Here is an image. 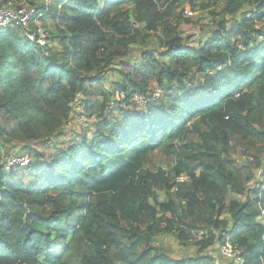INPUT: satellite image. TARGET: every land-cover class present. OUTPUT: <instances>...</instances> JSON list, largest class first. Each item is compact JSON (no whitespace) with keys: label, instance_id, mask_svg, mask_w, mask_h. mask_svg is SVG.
Returning a JSON list of instances; mask_svg holds the SVG:
<instances>
[{"label":"trees","instance_id":"obj_1","mask_svg":"<svg viewBox=\"0 0 264 264\" xmlns=\"http://www.w3.org/2000/svg\"><path fill=\"white\" fill-rule=\"evenodd\" d=\"M8 1L52 20L48 41L61 48L0 28V264H224L212 250L228 239L244 264H264V185L249 188L236 162L237 148L264 154V0H226L199 47L179 30L194 20L193 0ZM179 9L185 19L174 23ZM152 33L165 51L122 64L106 86ZM81 95L93 128L58 147ZM17 142L56 151L25 145L28 164L8 167L6 148ZM157 153L177 159L172 183L147 167ZM161 236L194 243L196 255L172 258L154 245Z\"/></svg>","mask_w":264,"mask_h":264},{"label":"rangeland","instance_id":"obj_2","mask_svg":"<svg viewBox=\"0 0 264 264\" xmlns=\"http://www.w3.org/2000/svg\"><path fill=\"white\" fill-rule=\"evenodd\" d=\"M197 3V8L195 9V16L193 17L192 23L187 22H180V34L181 36L185 37L187 42L190 43L191 46H201L211 35H213L219 25L218 23L224 20V16H219L214 18L211 14L212 11L216 12L217 14H221L224 3L226 0H193ZM49 4V1L47 0ZM22 4L24 6L29 5L28 2L17 3ZM187 4V2H186ZM206 5L207 8L204 9L202 5ZM191 7L188 5L186 6V10H190ZM179 9L175 14L174 23L179 19L180 12ZM182 20L185 19L184 16H180ZM223 19V20H222ZM44 21L46 23L44 24ZM42 26L46 29L47 34L48 31H52L53 33L56 32V26L52 20H42ZM50 29V30H49ZM49 47H54L56 49H60L61 46L57 43H52L48 45ZM166 41L162 38V34L159 33H152L149 34L147 38H140L136 43H134L131 48L129 49L128 53L121 59L115 63L112 67L113 70L107 73V78L105 79V85L114 89V83H116L120 79V75L117 72V69H123L122 64L130 63L132 61H137L140 59L142 53L152 52L155 54L163 53L165 51ZM156 89H154L155 91ZM155 96V95H154ZM83 96H79L77 103L74 105V112L72 113L71 119L64 128L62 134L56 139V144L58 147H62L64 145L70 144L72 141L80 138L82 134L89 133V131L93 128L94 119H88L84 116L83 108L80 105ZM116 101H120L119 98L116 96ZM137 101V100H136ZM146 101H137L138 108L142 110L145 109ZM195 139V138H194ZM25 145L30 144H22V143H14L8 146L5 151V158L7 157H17V158H28L30 161V155L28 156L27 153H31ZM12 149H11V148ZM31 148L36 149L41 152H45V155H51L56 151V147L49 144H36L30 145ZM26 148V149H24ZM244 149L237 148V161H239V168H241L242 172H244L243 180L244 183L249 188H261L264 185V154L256 155L254 152L249 154L248 156L243 155ZM251 152V151H250ZM249 152V153H250ZM52 156V155H51ZM150 162L147 167L152 169H156L157 167H161L163 170L167 172V176L171 179V183L173 182L175 176V166L177 165V159L173 156H165L162 153L153 154L150 158ZM258 159V161H256ZM259 162L261 163V167L259 169L255 168V164ZM248 173H252L254 178L252 180H248ZM176 191V189H174ZM159 196L158 199L160 201H166L167 197L164 191L157 192ZM230 197H236L235 195H230ZM244 200L243 197L240 198ZM194 242L200 241L202 238L200 233L193 237ZM155 246L160 247L165 253L171 256L174 259H180L183 257H194L197 252V248L194 246V243L189 244L187 246L181 245L174 237L172 236H161L157 239L154 244ZM213 255L215 256L216 260L224 263V264H233L232 261L226 259L221 254V247L216 245L212 250Z\"/></svg>","mask_w":264,"mask_h":264},{"label":"built area","instance_id":"obj_3","mask_svg":"<svg viewBox=\"0 0 264 264\" xmlns=\"http://www.w3.org/2000/svg\"><path fill=\"white\" fill-rule=\"evenodd\" d=\"M185 13L188 16H194V12L186 10ZM45 16L44 13L38 12L35 7L31 5L17 4L14 1H8L7 3L0 0V28H18L23 31L26 39L31 43L45 47L48 45V35L45 28L41 24V19ZM160 93V91H156ZM116 96L121 99L124 97L122 93H117ZM135 100L144 101L140 97H136ZM114 105V103L112 102ZM29 162L28 158H17L10 157L7 160L8 167L16 165H27ZM179 180H183L181 177ZM261 214L264 218V206L261 207ZM222 254L226 258L233 260L234 264H244V260L241 256V251L236 247L227 243L222 248Z\"/></svg>","mask_w":264,"mask_h":264},{"label":"clouds","instance_id":"obj_4","mask_svg":"<svg viewBox=\"0 0 264 264\" xmlns=\"http://www.w3.org/2000/svg\"><path fill=\"white\" fill-rule=\"evenodd\" d=\"M262 39V38H261ZM183 205H185L186 204V202L185 201H183V203H182ZM262 206H264V204L263 205H261L260 207H259V209H260V212H261V207ZM260 220H262V222L264 223V218L262 217V214H261V219ZM203 235V233H200V236H202ZM227 243H231V245H233V243L228 239L224 244H222V245H219L220 247H221V254H222V248H223V246H225ZM234 247H236L235 245H233ZM238 250H240L238 247H236ZM241 251V250H240ZM223 255V254H222ZM223 257H225V256H223ZM226 258V257H225ZM226 259H228V258H226ZM228 260H230V259H228ZM244 260V259H243ZM230 261H232L233 262V264H234V261L233 260H230Z\"/></svg>","mask_w":264,"mask_h":264}]
</instances>
